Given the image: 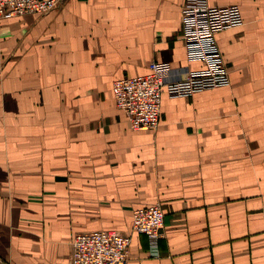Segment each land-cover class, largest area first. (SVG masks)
<instances>
[{"label":"crops","instance_id":"0c3cea01","mask_svg":"<svg viewBox=\"0 0 264 264\" xmlns=\"http://www.w3.org/2000/svg\"><path fill=\"white\" fill-rule=\"evenodd\" d=\"M216 35L231 84L163 96L160 126L133 131L112 85L187 58L185 0H62L0 21V264H69L74 235H132L127 264H264V0ZM159 203L155 251L132 230Z\"/></svg>","mask_w":264,"mask_h":264},{"label":"built area","instance_id":"2783aa9c","mask_svg":"<svg viewBox=\"0 0 264 264\" xmlns=\"http://www.w3.org/2000/svg\"><path fill=\"white\" fill-rule=\"evenodd\" d=\"M62 0H0V21L50 12ZM182 39L187 58L200 62L183 81L170 83L169 63L152 62L147 75L114 81L112 93L133 131H155L160 126L163 96L189 98L197 93L231 84L228 69L217 44L216 35L241 26L238 6H213L208 0H185L181 10ZM165 229V213L157 203L135 209L132 230L145 234L152 251L157 250ZM132 235L116 230H97L74 235L69 264H127Z\"/></svg>","mask_w":264,"mask_h":264}]
</instances>
